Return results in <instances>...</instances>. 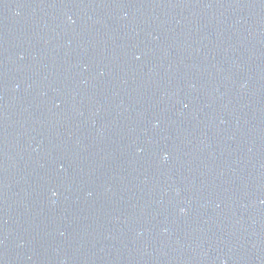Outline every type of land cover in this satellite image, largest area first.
I'll return each instance as SVG.
<instances>
[{
  "label": "water",
  "instance_id": "95a60500",
  "mask_svg": "<svg viewBox=\"0 0 264 264\" xmlns=\"http://www.w3.org/2000/svg\"><path fill=\"white\" fill-rule=\"evenodd\" d=\"M0 264H264V0H0Z\"/></svg>",
  "mask_w": 264,
  "mask_h": 264
},
{
  "label": "clouds",
  "instance_id": "9594fccd",
  "mask_svg": "<svg viewBox=\"0 0 264 264\" xmlns=\"http://www.w3.org/2000/svg\"><path fill=\"white\" fill-rule=\"evenodd\" d=\"M181 211H183V210H181Z\"/></svg>",
  "mask_w": 264,
  "mask_h": 264
}]
</instances>
